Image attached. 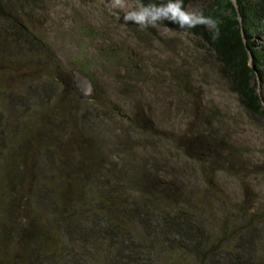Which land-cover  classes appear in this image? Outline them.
I'll return each mask as SVG.
<instances>
[{
	"label": "trees",
	"instance_id": "1",
	"mask_svg": "<svg viewBox=\"0 0 264 264\" xmlns=\"http://www.w3.org/2000/svg\"><path fill=\"white\" fill-rule=\"evenodd\" d=\"M45 1L0 0V264H264L246 186L229 208L200 151L206 134L170 139L197 164L202 186L179 188L176 174L163 181L145 162L121 177L112 172L106 145L78 117L80 104L102 111L106 101L81 99L31 29L28 13ZM180 3L187 14L217 21L215 38L211 25L156 22L206 45L240 108L264 119L256 92L257 81L264 86V0ZM148 129L137 126L151 136ZM213 199L225 212L219 225Z\"/></svg>",
	"mask_w": 264,
	"mask_h": 264
},
{
	"label": "rangeland",
	"instance_id": "2",
	"mask_svg": "<svg viewBox=\"0 0 264 264\" xmlns=\"http://www.w3.org/2000/svg\"><path fill=\"white\" fill-rule=\"evenodd\" d=\"M138 8L136 0H47L28 18L61 79L79 70L94 85L93 97L106 101L109 109L102 111L80 104L78 117L85 116L106 145L112 172L121 177L145 162L163 181L176 174L179 188L202 186L197 164L170 139L185 135L195 141L206 134L200 151L210 163V178L229 208L242 202L246 186L256 228L253 245L264 254V119L240 108L206 45L156 21L146 27L124 23L123 16ZM256 92L264 99L258 81ZM138 125L151 136L139 133ZM212 204L219 225L225 212L220 201Z\"/></svg>",
	"mask_w": 264,
	"mask_h": 264
},
{
	"label": "clouds",
	"instance_id": "3",
	"mask_svg": "<svg viewBox=\"0 0 264 264\" xmlns=\"http://www.w3.org/2000/svg\"><path fill=\"white\" fill-rule=\"evenodd\" d=\"M162 17L179 19L182 25L188 24L189 26H194L197 23L211 25V27L215 30L213 38H215V34L218 33L217 21L211 17L205 18L202 14L196 17L185 13L181 9L180 0H168L166 5L163 6L153 4L140 6L136 10L128 11L123 16V22L127 23L129 20H132L135 24L146 27V23L147 25H152L154 21Z\"/></svg>",
	"mask_w": 264,
	"mask_h": 264
},
{
	"label": "water",
	"instance_id": "4",
	"mask_svg": "<svg viewBox=\"0 0 264 264\" xmlns=\"http://www.w3.org/2000/svg\"><path fill=\"white\" fill-rule=\"evenodd\" d=\"M74 89L81 99H89L95 95V87L89 78L84 76L79 70L70 72Z\"/></svg>",
	"mask_w": 264,
	"mask_h": 264
}]
</instances>
